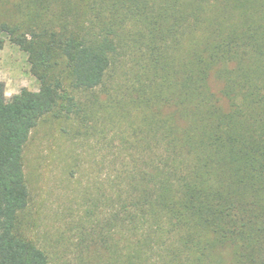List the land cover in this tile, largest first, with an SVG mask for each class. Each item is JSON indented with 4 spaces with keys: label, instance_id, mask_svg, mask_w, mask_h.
Returning a JSON list of instances; mask_svg holds the SVG:
<instances>
[{
    "label": "trees",
    "instance_id": "1",
    "mask_svg": "<svg viewBox=\"0 0 264 264\" xmlns=\"http://www.w3.org/2000/svg\"><path fill=\"white\" fill-rule=\"evenodd\" d=\"M0 35L39 81L0 92V264H50L22 220L24 145L48 114L127 124L76 264H264V0H0Z\"/></svg>",
    "mask_w": 264,
    "mask_h": 264
},
{
    "label": "rangeland",
    "instance_id": "2",
    "mask_svg": "<svg viewBox=\"0 0 264 264\" xmlns=\"http://www.w3.org/2000/svg\"><path fill=\"white\" fill-rule=\"evenodd\" d=\"M0 36L4 38L0 92L13 104L22 95H35L39 81L30 70L27 54L5 35ZM211 85L219 92L220 82L214 78ZM104 97L100 94V100ZM104 116L82 126L75 115L54 118L48 114L24 145L30 196L22 214L23 226L27 236L47 252L50 264H76L79 222L88 227L85 222L104 218L107 198L116 192L114 180L128 163L127 151L119 152L121 132L127 124L120 115L109 116L104 123ZM102 124L103 131L91 132Z\"/></svg>",
    "mask_w": 264,
    "mask_h": 264
}]
</instances>
